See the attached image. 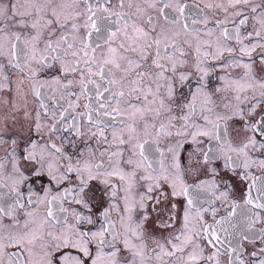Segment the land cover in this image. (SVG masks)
<instances>
[{
	"label": "snow or ice",
	"instance_id": "6c2138e0",
	"mask_svg": "<svg viewBox=\"0 0 264 264\" xmlns=\"http://www.w3.org/2000/svg\"><path fill=\"white\" fill-rule=\"evenodd\" d=\"M0 151V264H264V0H0Z\"/></svg>",
	"mask_w": 264,
	"mask_h": 264
},
{
	"label": "flooded vegetation",
	"instance_id": "af4514ba",
	"mask_svg": "<svg viewBox=\"0 0 264 264\" xmlns=\"http://www.w3.org/2000/svg\"><path fill=\"white\" fill-rule=\"evenodd\" d=\"M73 90L76 91L77 89L74 88ZM80 110H81V109H77V111H80ZM0 155H3V152H2V151H0ZM254 155L259 156L260 153H254ZM220 166H222V162H218V163H217V167H220ZM253 171L256 172V174H260L258 169H253ZM233 180H234V182H235L236 185H237V187H236V197H237V199H240L241 194H242V192L244 191V188H243V186H242L238 181H235V178H233ZM254 194H255V193H254ZM21 218H23V217H22V214H21ZM5 222L7 223L8 221H5ZM257 227H259V225H257ZM249 250H251V246H249ZM221 259L226 260L225 257H222Z\"/></svg>",
	"mask_w": 264,
	"mask_h": 264
}]
</instances>
